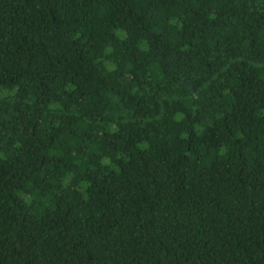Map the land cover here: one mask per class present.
<instances>
[{"label": "trees", "instance_id": "1", "mask_svg": "<svg viewBox=\"0 0 264 264\" xmlns=\"http://www.w3.org/2000/svg\"><path fill=\"white\" fill-rule=\"evenodd\" d=\"M0 264H264V0H0Z\"/></svg>", "mask_w": 264, "mask_h": 264}, {"label": "rangeland", "instance_id": "2", "mask_svg": "<svg viewBox=\"0 0 264 264\" xmlns=\"http://www.w3.org/2000/svg\"><path fill=\"white\" fill-rule=\"evenodd\" d=\"M104 36L107 37V33L106 32H103Z\"/></svg>", "mask_w": 264, "mask_h": 264}]
</instances>
